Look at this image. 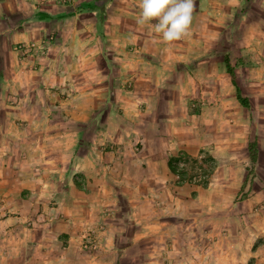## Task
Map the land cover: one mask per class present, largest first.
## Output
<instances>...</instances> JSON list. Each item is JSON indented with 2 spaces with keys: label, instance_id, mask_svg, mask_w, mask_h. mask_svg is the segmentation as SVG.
Listing matches in <instances>:
<instances>
[{
  "label": "crops",
  "instance_id": "0c3cea01",
  "mask_svg": "<svg viewBox=\"0 0 264 264\" xmlns=\"http://www.w3.org/2000/svg\"><path fill=\"white\" fill-rule=\"evenodd\" d=\"M64 1L0 0V264H150L151 257L176 252L147 247L167 241V227L236 213L230 201L210 197L211 186L179 184L173 166L180 153L202 149L190 122L196 117L202 123L215 106L192 115L188 106L167 101L188 97L176 84L164 88L172 74L138 71L141 64L163 62L158 39L146 47L153 50L146 57L122 55L146 31L102 24L103 16L115 21L123 13L119 4L135 12L140 0ZM214 3L205 0L207 7ZM123 33L132 39H109ZM46 34L56 36L46 68L21 74L26 62L20 63L14 44ZM256 47L257 41L237 46ZM118 66L125 68V80L135 82L132 89L119 90L123 81L116 87ZM205 97L211 99L209 91ZM122 106L128 107L126 123L120 116L87 125V115L103 107L119 113ZM223 109L230 114L229 106ZM103 128L127 131L103 139L97 133ZM232 141L245 145L242 138ZM185 233L182 226L173 239L183 240Z\"/></svg>",
  "mask_w": 264,
  "mask_h": 264
},
{
  "label": "rangeland",
  "instance_id": "374dc122",
  "mask_svg": "<svg viewBox=\"0 0 264 264\" xmlns=\"http://www.w3.org/2000/svg\"><path fill=\"white\" fill-rule=\"evenodd\" d=\"M215 1L213 6L207 7L205 0H194L188 34L171 43L164 42L155 30H148L155 25V21L143 26L136 23L141 11L138 7L140 1L135 2V12L126 11L124 4H119L123 7V13L115 21L109 13L103 16L102 24L128 28V32L131 31L129 28H134L140 34L146 31L147 35L140 37L137 43H130V49L122 55L128 52L136 58L146 57V54L153 52L146 47L158 39L156 41L160 44V50L157 53L162 56L163 62L156 66L141 64L138 71H157L164 78H168L169 74L173 75L174 80L162 82L164 88L168 89L176 84L187 92L188 97H169L167 101L188 106L191 114V110L201 113L206 105L215 106L216 112L207 115L202 123L196 117L190 122V133L195 135L196 141L202 138V149L196 155L187 152L180 154L196 157L204 152L208 161L214 160L211 181L205 184L215 190L210 197H215L218 201H230L236 210L233 217L228 213L217 216L215 220H186L182 226L187 233L183 235V240L177 242L172 234L182 226L179 224L167 227L166 233L171 234L167 236L168 240L153 241L147 247L153 249L165 246L176 252H168L167 256L160 258L151 257L150 264H264V0H244L240 3L237 0ZM64 2L72 3L74 0ZM254 10L257 12L254 13ZM151 34H154L152 38L148 36ZM109 36V39L113 37L116 41L132 39L131 34L125 37V33ZM55 41V34H46L35 40L14 44L13 50L17 52L20 63L26 62L25 67L24 63L21 65V74L43 71L51 42ZM241 41H257V47L246 50L237 48ZM140 44L143 45L141 50L131 48L132 45ZM227 62H230L236 72L237 84L247 98L246 104L237 97V85ZM118 68L120 70H116V87L123 81L119 90L132 89L135 82L132 79L125 80L122 77L126 74L123 72L124 67ZM136 68L134 65V70ZM104 71L107 72L108 69ZM143 83L147 85L146 82ZM43 84L46 85L44 82ZM44 85L37 89L44 88ZM58 85L61 86L59 83ZM67 87L71 91L75 90L74 85ZM99 90L102 94L105 92L103 89ZM206 91H209L211 99L205 97ZM127 99L129 102L133 101ZM86 103L92 104L93 99H86ZM122 104L126 106L125 99ZM125 106L121 107L119 113H110L103 107L96 116L90 114L89 118L90 115H87L86 120H89L86 122L89 124H86H106L105 121L113 122L116 118L119 120L120 116L122 123H126L128 107ZM223 106L230 107L229 115L227 111H223L226 109ZM126 131L127 128H103L97 130V133L104 139L111 138L110 135H123ZM87 132L88 135H93L89 129ZM40 133L35 132V135ZM239 138L244 139L245 145H240L242 148L234 146L232 141L234 139L236 143ZM87 147L88 145L83 148ZM105 147L111 146L105 144ZM231 147H234L229 151L232 153H227ZM235 147L238 149L235 150ZM218 190L221 191L217 192Z\"/></svg>",
  "mask_w": 264,
  "mask_h": 264
},
{
  "label": "clouds",
  "instance_id": "9594fccd",
  "mask_svg": "<svg viewBox=\"0 0 264 264\" xmlns=\"http://www.w3.org/2000/svg\"><path fill=\"white\" fill-rule=\"evenodd\" d=\"M138 25L155 21L154 30L166 43L182 39L188 34L192 21L194 0H140Z\"/></svg>",
  "mask_w": 264,
  "mask_h": 264
},
{
  "label": "built area",
  "instance_id": "2783aa9c",
  "mask_svg": "<svg viewBox=\"0 0 264 264\" xmlns=\"http://www.w3.org/2000/svg\"><path fill=\"white\" fill-rule=\"evenodd\" d=\"M173 163L179 184L205 185L210 183L214 160L208 161L204 152L196 157L180 154Z\"/></svg>",
  "mask_w": 264,
  "mask_h": 264
},
{
  "label": "trees",
  "instance_id": "16d2710c",
  "mask_svg": "<svg viewBox=\"0 0 264 264\" xmlns=\"http://www.w3.org/2000/svg\"><path fill=\"white\" fill-rule=\"evenodd\" d=\"M227 63H228V69H229V72H230L231 75H232L233 81H234V83L237 85V96H238V99H239L243 104H246V103H247V98L243 95L242 88L237 84L235 70H234V68L231 66L230 62H227ZM173 166H174V165H173Z\"/></svg>",
  "mask_w": 264,
  "mask_h": 264
}]
</instances>
